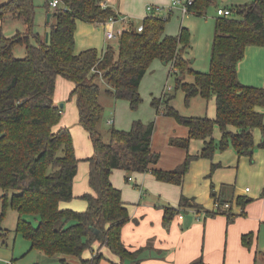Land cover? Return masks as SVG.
Instances as JSON below:
<instances>
[{
    "label": "trees",
    "instance_id": "trees-1",
    "mask_svg": "<svg viewBox=\"0 0 264 264\" xmlns=\"http://www.w3.org/2000/svg\"><path fill=\"white\" fill-rule=\"evenodd\" d=\"M215 1L193 0L188 12L203 16ZM226 8L230 15H218L214 20L209 70L198 72L189 67L184 57L189 46L187 30L181 28L175 36L166 34L168 19L157 13L143 18L141 31L125 19L117 47L109 44L101 53L94 48L76 53L77 20L99 24L111 17L121 19L104 0H60L51 11L45 31L36 29L33 0L0 2V24L14 18L26 25L24 32L11 36L3 35L0 28V220L9 203L18 213L16 232L30 242V249L50 257L61 255L60 264H98L104 258L98 249L104 246L117 256L116 264H140L143 248L130 251L122 241L121 230L130 216L121 190L110 180L113 169L151 172L159 181L181 185L195 158L211 159L216 150L228 147L239 156H251L255 128L263 137L257 146L264 148L263 115L257 110L264 107V88L243 84L237 74L245 47H264V0ZM17 45H24V56H15ZM155 59L170 63L172 72L179 75L175 88L184 93L186 103L195 96L214 98L213 119L181 114L169 103L173 95L151 100L157 113L161 109L188 127V136L172 139L173 144L187 148L193 138L205 143L199 154L187 153L171 170L153 166L160 158L152 149L154 121L135 119L127 130L112 126L106 138L100 127L104 112L100 94L125 100L136 110L142 101L140 82ZM185 75H191L192 82L185 81ZM59 76L73 83L69 97L75 98L78 122L88 133L93 148L87 158L91 192L80 196L86 201L81 211L60 207V203L73 198L79 160L69 128L59 125L62 107L54 101ZM215 124L222 132L218 141L212 136ZM228 126L236 131L228 130ZM216 167L212 164L211 170ZM225 187L230 186L224 185L219 195L214 194L216 206L211 215L221 213L231 219L230 210L222 208L227 202ZM237 200L246 203L244 198ZM187 201L183 196L180 199V203ZM163 210L164 221L178 213L173 207ZM253 237V233L242 235V243L250 247ZM94 243L98 245L95 255L84 258L83 253L94 249ZM67 257H74L76 262ZM260 257L264 263V252ZM201 263L198 260L191 264Z\"/></svg>",
    "mask_w": 264,
    "mask_h": 264
},
{
    "label": "crops",
    "instance_id": "crops-1",
    "mask_svg": "<svg viewBox=\"0 0 264 264\" xmlns=\"http://www.w3.org/2000/svg\"><path fill=\"white\" fill-rule=\"evenodd\" d=\"M4 1L7 0H0ZM169 1L104 0V4L111 7L120 18L135 20L143 19L147 15L148 4L166 6ZM10 19L14 20L8 18L6 21ZM2 26L3 24H0L1 31ZM103 36L102 26L95 28L91 24L77 20L74 32L75 52L79 53L92 47L103 50ZM14 54L16 56L15 49ZM24 54H20L19 57ZM237 74L243 84L264 88V47L246 46L244 57L237 65ZM73 87V83L66 78L61 76L57 78L54 101L59 103L63 100L68 110H75L73 126L70 124L71 120L67 118V110L62 111L59 125L66 126L69 130L76 128L78 137L87 136V139L88 133L78 122L75 98L69 97ZM109 98L114 104L117 102L118 107L125 108L126 103H121L123 100ZM100 101L103 104V101ZM257 110L262 113L264 122V107H258ZM214 113H208V117L213 119ZM137 118L128 114L122 121L119 116L112 123L115 124L116 120L115 128L127 130ZM141 119L152 120L155 124L152 149L160 154V158L154 167L171 170L185 159L187 153L197 155L204 148V141L194 138L189 140L187 148L173 144L172 139L186 138L189 129L161 111L157 113L154 110L148 113L146 119ZM228 130L236 131L233 126H228ZM212 136L215 141L222 136L216 124ZM262 139L261 130L255 128L253 130L255 148L251 156H239L232 147H228L225 150H216L211 159L199 157L191 160L181 185L159 181L151 172L129 174L122 169L112 170L110 180L113 186L121 190L122 200L130 216V220L121 230L122 241L130 251L143 248L139 255L140 264H191L198 260L202 262L201 264H264L260 257L261 252H264V148L257 146ZM91 150L84 158L87 165H78L72 200L60 203L61 208L76 211L85 209L86 202L82 204L77 198L91 192L87 161L93 154V148ZM212 164L217 165L214 170H211ZM224 185L230 186L225 187L223 192L226 201L231 204V219L221 213L211 215L215 210L214 194L219 195ZM182 196L188 199L185 204L180 203ZM238 198H244L246 203H238ZM164 207L177 208L178 213L170 221H164ZM247 233L254 234L250 247L245 246L241 240L242 235ZM97 246L94 243V249L86 250L83 257L86 259L92 257ZM98 250L104 254V258L98 264H116L118 261L117 256L106 247L100 246Z\"/></svg>",
    "mask_w": 264,
    "mask_h": 264
},
{
    "label": "rangeland",
    "instance_id": "rangeland-1",
    "mask_svg": "<svg viewBox=\"0 0 264 264\" xmlns=\"http://www.w3.org/2000/svg\"><path fill=\"white\" fill-rule=\"evenodd\" d=\"M251 1L252 0H216L207 8L205 15L203 16H197L188 11L183 12L182 5L178 4L177 6L172 7L171 10L169 8L162 10L161 12L157 13V15L159 17L168 19L165 25L166 34L175 36L179 34L181 28H185L187 30V32L189 33V46L186 48L184 57L189 62V67L193 70L198 72H208L211 44L214 34V20L218 16L217 8L223 9L226 7L246 4ZM33 2L35 5L34 21L36 29L38 31H43L44 27H46L47 24V14L51 13L53 8H51L50 6L46 7V3H48L47 0H33ZM142 20L143 19H135L130 20L129 22L134 26H138L142 23ZM88 24L93 25L95 28H99L101 26L103 27V50L109 44L113 47H116L119 36L117 35L112 39H108L106 37V30L108 28L109 22ZM24 25V22L19 19H10L8 21H5L2 26V34L11 35L17 31L24 32L26 30V27ZM112 27L115 31L118 29H122L124 27L122 20H116L112 24ZM84 45H86V43H84ZM92 48L96 49L98 53L102 52L101 49L95 47ZM24 51V45H17L15 47V53L17 57H19L20 54L23 55ZM171 69L172 68L170 63L164 64L163 61L157 59L152 62L140 82L139 93L142 101L136 110H132L129 107L128 102L125 100L121 102L126 103L125 108L118 107V103L116 102L114 104L113 101L109 97H107L104 92L100 94V100L103 101L104 106V112L100 127L103 135H105V138L107 137L109 128H111L112 126H117L116 120L115 124L112 123L114 119H117L120 116V120L122 121V119L124 117H127L128 114L136 118L138 117L137 119H146L148 113L156 110L152 106L151 100L153 98L161 97L162 95H173V97L169 100V103L183 115L208 116V113L210 114L215 112L213 97L209 100H204L200 96H195L190 99L188 103H186L184 101V93L180 88H175L176 80L179 75L172 72ZM192 79L193 78L191 75H185V81L192 82ZM102 84H104L105 86L104 80L102 81ZM104 86L102 85V88ZM60 103L64 104V106L62 107V111L67 110V118H69L71 122L72 120H75V110H68V106L63 100L58 104L60 105ZM116 106V114L114 117ZM76 123L78 122L76 121ZM70 124L73 126V122ZM75 130L76 128H70L75 155L79 160L78 165L80 164V166H86L87 164L84 158L85 156H88L89 152L92 151V143L89 139V136L87 139V136L79 138ZM2 195L3 191L0 189V197ZM77 201L82 204L86 202L82 198H77ZM1 209L2 199L0 198V215ZM17 218L18 213L10 207L9 203H7L4 216L0 220V264H7L11 262L13 264H60V259L62 257L61 255L50 257L39 250L30 249V242L25 239L21 233L16 232L15 228L17 224ZM67 259L71 262H76V259L74 257H67Z\"/></svg>",
    "mask_w": 264,
    "mask_h": 264
},
{
    "label": "built area",
    "instance_id": "built-area-1",
    "mask_svg": "<svg viewBox=\"0 0 264 264\" xmlns=\"http://www.w3.org/2000/svg\"><path fill=\"white\" fill-rule=\"evenodd\" d=\"M192 1L193 0H170L169 1V4L166 5V6L148 4L146 6V13H147V15L148 14H152V13H159V12H161L162 10H164L166 8H169L171 10L172 7L177 6L178 4L179 5L180 4L182 5L183 12H187L188 11V5H190L192 3ZM47 2H48V5L51 8L56 9L58 7L59 3H60V0H47ZM230 13H231V11L228 8H223V9L222 8H217V15L227 16V15H230ZM121 20H122V22H124L125 18H121ZM115 21L116 20H114V18H112V17L109 20H107V22H109L108 28L106 30V37L108 39H112V38L116 37L123 30V29H118V30L115 31L113 29L112 24ZM136 30L137 31H141L142 30V25L139 24L136 27ZM215 206H216V203L214 202V209H215ZM222 208H225L227 210L228 209L230 210V208H231L230 202H225L222 205ZM179 217L181 218L182 216L179 215ZM94 255H95V252H94ZM7 264H10V263H7Z\"/></svg>",
    "mask_w": 264,
    "mask_h": 264
},
{
    "label": "water",
    "instance_id": "water-1",
    "mask_svg": "<svg viewBox=\"0 0 264 264\" xmlns=\"http://www.w3.org/2000/svg\"><path fill=\"white\" fill-rule=\"evenodd\" d=\"M50 16H51V13H48L47 14V21H49V19H50ZM46 40L48 39V35H49V33L48 32H46ZM164 63H166L165 61H163ZM63 106V104L62 103H60V107H62Z\"/></svg>",
    "mask_w": 264,
    "mask_h": 264
}]
</instances>
